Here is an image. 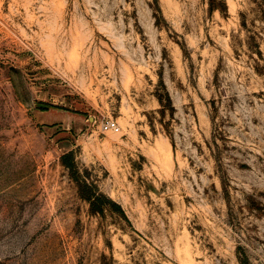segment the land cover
I'll use <instances>...</instances> for the list:
<instances>
[{
  "label": "rangeland",
  "instance_id": "rangeland-1",
  "mask_svg": "<svg viewBox=\"0 0 264 264\" xmlns=\"http://www.w3.org/2000/svg\"><path fill=\"white\" fill-rule=\"evenodd\" d=\"M0 264H264V0H0Z\"/></svg>",
  "mask_w": 264,
  "mask_h": 264
},
{
  "label": "trees",
  "instance_id": "trees-1",
  "mask_svg": "<svg viewBox=\"0 0 264 264\" xmlns=\"http://www.w3.org/2000/svg\"><path fill=\"white\" fill-rule=\"evenodd\" d=\"M68 155L65 154L63 155V160L67 158ZM90 204V210L94 213H102L104 203L108 205V207L114 211L119 213L121 216L126 218L124 211L121 209L119 204L116 202L112 201L111 199H108L101 193H97V191L93 192V195L84 197ZM127 219V218H126Z\"/></svg>",
  "mask_w": 264,
  "mask_h": 264
},
{
  "label": "built area",
  "instance_id": "built-area-1",
  "mask_svg": "<svg viewBox=\"0 0 264 264\" xmlns=\"http://www.w3.org/2000/svg\"><path fill=\"white\" fill-rule=\"evenodd\" d=\"M102 126L105 129H110V130H113V131H118L119 130L118 124L115 121H113V120H106L105 122L102 123Z\"/></svg>",
  "mask_w": 264,
  "mask_h": 264
},
{
  "label": "water",
  "instance_id": "water-1",
  "mask_svg": "<svg viewBox=\"0 0 264 264\" xmlns=\"http://www.w3.org/2000/svg\"><path fill=\"white\" fill-rule=\"evenodd\" d=\"M41 105V104H40ZM41 106H43V105H41Z\"/></svg>",
  "mask_w": 264,
  "mask_h": 264
},
{
  "label": "bare ground",
  "instance_id": "bare-ground-1",
  "mask_svg": "<svg viewBox=\"0 0 264 264\" xmlns=\"http://www.w3.org/2000/svg\"><path fill=\"white\" fill-rule=\"evenodd\" d=\"M162 150V149H161ZM161 152V151H160Z\"/></svg>",
  "mask_w": 264,
  "mask_h": 264
}]
</instances>
